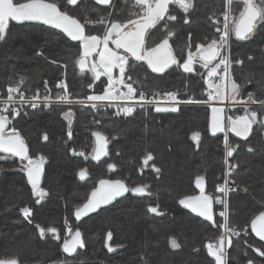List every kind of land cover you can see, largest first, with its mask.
<instances>
[{"label":"trees","instance_id":"1","mask_svg":"<svg viewBox=\"0 0 264 264\" xmlns=\"http://www.w3.org/2000/svg\"><path fill=\"white\" fill-rule=\"evenodd\" d=\"M50 2H58L65 10L66 0ZM134 3L135 0H113L108 9L97 8L91 2L82 6L90 12L98 10L109 19L126 20L130 13L140 11ZM80 5H68L66 10L83 23L85 18L78 14L82 10ZM234 9L238 15L240 9L236 6ZM224 11L225 0H194V7L187 13L172 4L169 12L177 20L167 24L161 21L151 29V43L154 45L168 30L172 31L174 35L169 42L182 62L187 58L189 46L194 52L196 44L218 38L210 17ZM86 19L96 21L100 17ZM185 19L189 22L184 23ZM85 32L102 35L103 26L88 24ZM230 46L231 75L241 86V98L252 93L264 99V25L249 40L232 38ZM79 57L80 43L70 42L63 34L41 25L10 22L4 40H0V97H6L7 88L16 86L21 79L24 81L21 91L28 95L38 89L56 98L60 94L56 87L59 82L66 84L74 101L86 100L88 95H103L106 78L94 80L88 72L81 73L76 65ZM129 65L126 76L132 75L137 94L158 96L171 92L181 100L206 101L207 73L199 64L194 74L174 66L160 76L151 74L144 64L129 61ZM67 111L73 113L71 138L62 119ZM210 112L205 107L159 113L146 108L126 116L117 115L112 109L93 111L82 106H54L48 110L26 111L14 119L9 116L10 126L21 133L29 155L48 160L41 187H50L57 197L53 194L50 204L36 207L25 178L14 172L15 163L0 160V258L15 257L20 264H209L210 261L215 264L207 254L206 244L215 242L220 230L179 206L180 199L197 194L194 188L197 177L204 178L206 193L212 197L222 177L223 139L209 133ZM257 112L258 116L264 115V111ZM253 129L251 140L244 145L229 136V142L238 145V150L231 160L236 168L230 186L236 191L228 197V214L241 236L233 238L226 264H247L249 259L254 264H264V257L253 251L262 244L250 233L251 220L264 211V128L257 124ZM93 132H100L108 141L107 156L98 167L90 159ZM194 132L201 134L199 146L191 139ZM249 147L254 151H247ZM73 150L84 155H73ZM149 153L153 159L145 166L143 161ZM109 164H114L115 169L109 170ZM153 167L161 171L156 173ZM81 170H87L88 174L83 181L78 175ZM107 174L111 180L120 179L130 188L147 185L151 195L128 196L101 210L93 216L94 222L86 227L87 232H82L85 239L94 232L100 238L98 248L85 242L76 256L64 258L59 244L41 239L36 225L45 229L55 227L58 233L61 225L78 230L83 223L77 225L73 220L75 209ZM71 203L74 207H70ZM23 207L32 210L31 224L21 214ZM149 207H158L163 215L149 213ZM216 212L215 205L214 218L218 221ZM245 228L247 235L243 232ZM108 232L112 233L111 240H107ZM173 239L179 244L176 249L169 246ZM106 243L115 250L109 252Z\"/></svg>","mask_w":264,"mask_h":264},{"label":"snow or ice","instance_id":"2","mask_svg":"<svg viewBox=\"0 0 264 264\" xmlns=\"http://www.w3.org/2000/svg\"><path fill=\"white\" fill-rule=\"evenodd\" d=\"M98 5H110L111 0H95ZM78 0H66L65 10L58 2H50V0H0V40H4L10 26V22L23 23L25 21H39L44 25H48L52 29L59 30L71 41H79L82 45V54L76 61L80 72L84 73L86 70L91 72L94 80H99L101 76L107 77V88L104 90L103 95H88L87 101L89 102H110L115 103L117 107V115L123 113L126 116H131L139 105L143 108L146 104H159L156 100H149L140 93L137 99L136 89L133 86V77L131 74L126 73L130 67L129 61L134 60L146 64L147 69L152 73H164L172 66H177L182 69L184 73H196V65L199 64L201 69L207 73L205 83L208 84V98L209 101L223 102L225 99L230 101L234 106H243V115L228 116L227 123L225 118L221 115L222 108L212 107V117L210 123V132L216 135L218 132H232L235 136L240 137L242 140L247 141L249 135L253 131V125H259L264 128V115L258 116L256 110H249L248 102L251 104L259 105L261 110L264 111V99H258L254 94L248 93L246 99H240L241 86L234 80L230 79V67L232 61L226 55L228 51L229 41L232 36L236 40L246 41L252 38L264 25V0H225V11L223 12V21L211 18L215 27L216 33H219L218 38H212L208 43H198L195 45V51L191 50L187 53V58L182 62L174 54L170 39L174 33L170 30L167 35L156 42L154 45L151 43L150 30L156 28L161 22L176 21L177 16L169 12V6L172 4L177 5L185 13L194 7V0H135L134 7H139V12H132L126 20L109 19L108 17H101L96 21L85 19L82 23L78 18L74 17L66 10L68 5L75 6ZM234 6L240 10L238 15L235 14ZM111 16V14H109ZM187 19L184 23H188ZM88 24H99L103 26L102 35L86 34L85 28ZM146 37L148 43H146ZM112 45V47H110ZM97 59H91V58ZM236 63H243V61H236ZM114 70H118V75H114ZM219 78L221 83L217 84L215 81L209 82L211 78ZM128 81H133L132 83ZM227 85L230 86L228 95L222 92V89ZM23 79L16 86H9L7 88V99L0 101L5 106L0 108V154L4 157L0 158H17L21 164V170L26 173L27 183L31 186L32 195L37 198L36 202L40 203L46 196L49 195L47 191L40 187L41 177L43 174V166L45 157L39 156L34 159L29 155L28 146L25 143L19 130L15 126H10L11 122L9 116L13 119L20 115V111L15 107H11L15 102L18 95L21 103H28L32 108H37L39 105L36 101L40 100V93L37 89L35 95L26 97L21 91ZM57 88L63 89L62 95H57L56 100L59 102L72 103L67 92V86L64 82L56 84ZM45 88L47 84L45 83ZM121 88H126V92L121 91ZM167 99L170 105L167 107L156 106V112H176L178 105L181 103H203L204 101H196L192 99L181 100L176 93H167ZM52 97L46 95L43 97L45 106ZM77 103L85 104L84 100H77ZM92 107H96V103H92ZM73 113L67 111L64 113L66 119L71 117ZM68 136L71 138V121H69ZM96 138L97 146L93 149L94 160H99L101 155H107V137L100 132H93ZM43 139H48L47 134ZM191 139L199 146L201 141V134L194 132ZM226 157H233L237 147L229 144L227 135L224 140ZM247 151H254L249 147ZM73 155H81L84 153H77L73 150ZM153 159L149 153L144 158V165L147 166L149 161ZM225 164L228 165L226 178L223 185L217 187L216 191L221 193L222 196L213 198L205 194L204 178L199 176L195 180L196 187L200 190V194L196 196H186L179 200V204L184 208L190 209L193 213L204 218V220L212 223V226L218 230H222L218 239L215 242L206 244L207 254L212 257L215 264H226L227 248L232 247L233 237H240L241 232L237 231V226L232 225L228 214V196L229 193L235 192V187H229V180L236 165L230 164L226 159ZM114 164H109V170L115 169ZM153 171L159 173V168L153 167ZM79 179L85 180L87 178V170H81ZM131 192L136 196L151 195L148 191V186L128 187L122 180L100 179L98 186L95 187L87 202L79 206L75 210V217L80 220L83 216L91 212L97 211L102 205H108L115 201L118 197L124 196L126 193ZM222 205L223 210L219 215L223 218V222H218L214 219L213 215V201ZM24 219L28 223H32V210L29 207L20 209ZM148 212L156 216H162L163 213L158 207H149ZM37 230L43 238L47 233H51L53 237L59 239L57 229L49 227L47 229L36 225ZM251 231L264 241V211L256 215L250 222ZM71 240L66 239L63 243L62 250L68 255L76 253L77 248L84 247L81 232L76 230L74 234L72 230L68 229ZM244 235H247V229H243ZM112 233H107V240H111ZM174 248H178L179 244L175 239L171 241ZM105 246L109 252L115 249L107 243ZM251 247V245H249ZM264 245L261 247L253 248V251L258 256L264 257ZM0 264H20L18 258H0ZM211 264V261L209 262ZM247 264H254L252 259H249Z\"/></svg>","mask_w":264,"mask_h":264},{"label":"flooded vegetation","instance_id":"3","mask_svg":"<svg viewBox=\"0 0 264 264\" xmlns=\"http://www.w3.org/2000/svg\"><path fill=\"white\" fill-rule=\"evenodd\" d=\"M89 2H91L95 7H97V8H99L97 5H95L94 4V2H93V0H80L77 4H81L80 5V8L82 9V10H80L79 11V15L80 16H85V15H87L88 13H89V11L88 10H85V9H83V4H85V3H89ZM112 2H113V0H111V4H110V6L112 5ZM76 4V5H77ZM173 5H175V4H173ZM109 6V7H110ZM175 6H177V5H175ZM109 7H107V8H104V9H108ZM178 7V6H177ZM100 9H103V8H100ZM223 15V13H221V14H219V15H216L215 17H214V19L216 18V17H221ZM221 22H222V20H220ZM130 61H133V62H136V64H144L143 62H137V61H134V60H131L130 59ZM145 65V64H144ZM146 66V65H145ZM147 68V67H146ZM85 72H88L87 70L85 71ZM152 74V73H151ZM211 113V112H210ZM209 117H210V115H209ZM224 118H225V116H224ZM225 120H226V118H225ZM210 123H211V121L209 122L208 121V128H209V126H210ZM226 123H227V121H226ZM253 131H254V129H253ZM253 131L251 132V134L249 135V137H248V139H247V141H245V140H242L240 137H237V136H235V134L234 133H232V132H227V133H225V132H218V133H216V135H212L211 134V132H210V128H209V133H210V135L212 136V137H222V139H224L225 138V135H227V139H228V141H229V136H231V137H233L240 145H244V144H247L250 140H251V135L253 134ZM264 134V133H263ZM263 134H262V140H263ZM223 143H224V141H223ZM263 143H264V140H263ZM229 144H231L232 146H234V147H236V146H238V145H233L232 143H229ZM94 149V148H93ZM106 150H107V148H106ZM237 150H238V147H237ZM236 150V151H237ZM235 153L236 152H234L233 153V157H234V155H235ZM107 155H104L102 158H100L99 160H97V161H95L92 157H93V150H92V154H91V156H90V159H91V161L94 163V165H97L96 167H98L99 165H101L102 163H104V162H101V161H103V159H105V157H106ZM0 157H4V154H0ZM224 150H223V169H224ZM233 157H231V158H229V157H227V159H228V161H229V163L230 164H232L231 163V160H232V158ZM0 160L2 161V162H6V163H15V166H16V169L14 170V172H16L17 173V175L18 176H20V177H24L25 178V180H26V184H27V187H28V189H29V191L31 192V194H32V191H31V186L27 183V176H26V173L24 172V171H22L21 170V164H20V161L17 159V158H12V157H7V158H0ZM48 160L47 159H45V163H44V166H43V174H42V177H41V182H40V187H41V185H42V180H43V175H44V173H45V170L47 169V165H48ZM235 170V169H234ZM231 178V177H230ZM105 179H110V175L109 174H107L106 175V177H105ZM111 180V179H110ZM222 181H223V177H221V179H220V183L219 184H217L216 185V187H215V189H214V197L213 198H215L216 196H220L219 195V193L216 191V188H217V186L218 185H221V183H222ZM231 183V179H229V185H231L230 184ZM97 185V184H96ZM96 185H95V187H96ZM204 185H205V183H204ZM94 187V188H95ZM42 188V187H41ZM195 188V187H194ZM196 190V189H195ZM196 192H197V190H196ZM205 194H207L206 193V186H205ZM196 195H198V192H197V194H195V196ZM208 195V194H207ZM128 196H130V197H134V198H144V197H146V196H135V195H132V193L131 192H128L127 193V195L125 196V197H128ZM211 196V195H210ZM32 197H33V199H34V204H35V206L36 207H39V208H44L46 205H48V204H50V197H49V195L48 196H46L40 203H37L36 202V200H37V198L35 197V196H33L32 195ZM125 197H123V198H125ZM122 198V199H123ZM215 205H216V207H217V212H216V217L218 218V221H220V222H222V219L220 218V216H219V212H218V210L220 209V211H222L223 210V208H222V205H220V204H215V200L213 201V215H214V208H215ZM82 206V205H81ZM76 210V209H75ZM100 212V211H99ZM98 212V213H99ZM97 213V214H98ZM190 214V213H189ZM96 215V214H95ZM95 215H92V216H90V217H88L87 219H84V220H82L80 223H78L77 225H80L81 223H83V225L85 224L86 225V223L87 222H89L92 218H93V216H95ZM215 217V216H214ZM215 219V218H214ZM200 220V219H199ZM202 221V220H201ZM91 222H94V220L92 219L91 220ZM204 222V221H203ZM46 225H48V224H46ZM64 227V229H65V226H63ZM63 229V230H64ZM79 230V229H78ZM76 231V229H73V234H74V232ZM221 232V231H220ZM60 233H61V235H62V232H61V230H60ZM58 235H59V233H58ZM61 235H59V239H56L55 237H53L52 236V234L51 233H47L46 232V234H45V236L43 237V238H41V239H43V240H49V241H52V242H55V243H58L59 244V249L61 250V252H62V256L65 258H71V257H74V256H76V254H77V252L79 251V250H82L83 248H77V250H76V253H74V254H72V255H68V254H66V253H64L63 252V250H62V246H63V243H64V237L65 236H62L61 237ZM81 236H82V233H81ZM95 236L97 237V235L95 234ZM71 236H69V238H68V240H71ZM82 240L84 241V246H85V239H84V237L82 236ZM96 245H98V243H95L93 246L96 248H98V246H96ZM113 252V251H112Z\"/></svg>","mask_w":264,"mask_h":264},{"label":"built area","instance_id":"4","mask_svg":"<svg viewBox=\"0 0 264 264\" xmlns=\"http://www.w3.org/2000/svg\"><path fill=\"white\" fill-rule=\"evenodd\" d=\"M215 19H219V20H222L223 21V15L219 18V17H216ZM230 71V69H229ZM215 81L217 84L221 83V81L219 80V78H216L215 77ZM225 84L227 85V82L225 81ZM58 91H59V95H62L64 93V90L63 89H60V88H57ZM121 91L124 92V89L121 88ZM208 91L209 89L206 90V101L203 102V103H191V104H184V103H181L179 104L177 107L179 109L180 108H185V107H199V106H202V107H208V109H212V107H217V108H222L223 110L227 111V106L226 105H223V104H218L217 101H209V98H208ZM68 92V90H67ZM24 93V92H23ZM40 97L41 99L36 101V103L39 105V107L37 108H32L30 106V104L28 103H21L19 101V96L17 95L16 98H15V102L10 105L11 107H15L16 109H18L20 111V114H23L25 113L26 111H34V110H48L50 109L51 107H54V106H69V105H73V106H80L82 104L80 103H77L76 101L72 100L73 102L72 103H65V102H59L57 101L55 98L52 97V100L50 102H48V106H45V102L43 101V97L48 95V94H45L43 92H40ZM26 97H32L33 95H35V93H32V94H26L24 93ZM137 94V93H136ZM139 95L140 94H137V99L139 98ZM145 97H147L149 100H156L159 102V104H146L143 108H141L139 105L136 106V110H140V109H146V108H151V109H154L155 110V107L156 106H160V107H167L170 105V102L168 101L167 99V95H158V96H147L144 94ZM7 99V96L6 97H0V101H3V100H6ZM85 101V104H83L84 106L90 108L91 110L93 111H104V110H109V109H112V110H116L117 111V107H116V104L115 103H110V102H89V101ZM92 103H96V107H92ZM5 105L3 103H0V108H3ZM134 111V112H135ZM133 112V113H134ZM227 159V157H224V169L223 171L228 167V165L225 164V160ZM228 160V159H227ZM226 177H223V180L225 179ZM223 185V184H221ZM220 186V185H218ZM217 186V187H218ZM217 189V188H216ZM219 193V192H218ZM220 196H222L221 193H219ZM220 213V211H218ZM220 216V215H219ZM222 219V222H223V218L220 217ZM222 231V230H220Z\"/></svg>","mask_w":264,"mask_h":264},{"label":"rangeland","instance_id":"5","mask_svg":"<svg viewBox=\"0 0 264 264\" xmlns=\"http://www.w3.org/2000/svg\"><path fill=\"white\" fill-rule=\"evenodd\" d=\"M53 1H55V0H53ZM89 11V10H88ZM101 13L98 11V10H95L94 11V9H91V12L89 11V13L87 14V15H85V16H83V18H91V17H97V18H101V17H105L106 15H104V13H102L101 15H100ZM103 15V16H102ZM92 26H95V25H93L92 24ZM232 38H234V36H232L231 38H230V41H229V46H228V51L227 52H225L224 53V55H226V56H228L229 57V55H230V44H231V40H232ZM110 47H112V45H110ZM81 54H82V45L80 44V56H81ZM91 59H97V58H91ZM196 67H198V64L196 65ZM115 72L117 73V75H118V70H114V74H115ZM88 73L93 77V75H92V73L91 72H89L88 71ZM101 77H105L106 78V80H107V77L106 76H101ZM206 79H207V74H206ZM230 79L231 80H233L232 79V75H231V67H230ZM212 81H215V77L214 78H211L210 79V81L209 82H212ZM215 83H216V81H215ZM207 89H209L208 88V84H206V90ZM58 90V89H57ZM229 90H230V86H228V85H226L225 86V88L224 89H222V92H223V94L225 95V97L228 95V93H229ZM127 90H124V92H126ZM53 97V96H52ZM240 99H246V98H241L240 97ZM86 101H87V99H86ZM217 102H218V104H223V105H226L227 106V111H223V114H224V116H225V118H226V120H225V122L227 121V117L228 116H233V117H235V116H238V115H243L244 114V112H243V106L242 105H233L230 101H228L227 99H225L223 102H220L219 100H217ZM59 105H57V107H58ZM69 106H73V105H69ZM80 106H82V107H86V106H84L83 104L82 105H80ZM199 107H202V106H199ZM205 108H208V107H206L205 106ZM248 108H249V110L251 111V110H261V107L259 106V105H254V104H251V102L249 101L248 102ZM179 109H180V107H179ZM211 110V109H210ZM262 111V110H261ZM62 119L66 122V124H67V127L69 128V121H72V116L71 117H69L68 119H66L65 118V116H64V113H63V115H62ZM225 140V138L223 139V141ZM229 142V141H228ZM230 143V142H229ZM223 150H224V156L226 157V154H225V147H224V143H223ZM82 165V164H81ZM80 165V166H81ZM227 170H228V167L222 172V177H226V172H227ZM227 179L229 180V179H231L230 177H227ZM224 181H225V179L222 181V183L221 184H224ZM229 187H231L230 185H229ZM59 188H60V186H59ZM43 189V188H42ZM50 189V187H48V189H44L45 191H47L48 193H49V197L50 198H53L52 196H53V194H54V197H57L56 195H57V193H54L53 192V194L51 193V191L49 190ZM229 195H230V193H229ZM217 197V196H216ZM229 197V196H228ZM74 199H72V201H73ZM71 201V202H72ZM73 202H75V201H73ZM215 204H218V203H215ZM74 207V203H71V205H70V207ZM219 211V210H218ZM22 214V213H21ZM89 223H91V221H89V222H87L86 223V225H82V226H80L79 227V230H80V232L82 233H84V231L85 232H87V228L86 227H89ZM60 224H61V222H60ZM51 225H53V223H51ZM48 226H50L49 224H48ZM63 226H65V225H63ZM62 225L60 226V230H61V232H62V235H61V233H59V235H61V237L62 236H65L64 237V240H66V239H68L69 238V232H68V229L70 228L71 230H72V232H73V228H71V227H67V226H65V229H64V227H63ZM64 229V230H63ZM90 232V231H89ZM85 234V233H84ZM92 234V237L91 236H88L86 239H85V242H86V244H91V246L92 245H94L95 243H98V245L100 244L99 243V241H100V238H98V236L96 237L95 236V233L93 232V233H91ZM90 235V234H89ZM82 236H83V234H82ZM84 237V236H83ZM234 238V237H233ZM98 245H96V246H98ZM114 246L116 245V244H113ZM171 248H173V249H176V248H174L173 246H172V244H170L169 245ZM62 262V261H61ZM62 264H63V262H62Z\"/></svg>","mask_w":264,"mask_h":264},{"label":"water","instance_id":"6","mask_svg":"<svg viewBox=\"0 0 264 264\" xmlns=\"http://www.w3.org/2000/svg\"><path fill=\"white\" fill-rule=\"evenodd\" d=\"M79 1H80V0H78V2H79ZM93 2H94V4L97 5L99 8H103V9H104V8H107V7L110 6V5H98V4H96L95 0H93ZM13 23H16V22H13ZM16 24H19V25H24V24L41 25V26H44V27L50 28L48 25H44V24H42V23L39 22V21H25V22H23V23H16ZM50 29H52V28H50ZM53 30L59 32V30H56V29H53ZM59 33H60V32H59ZM61 34H62V33H61ZM63 35H64V34H63ZM64 36H65V35H64ZM65 38L68 39L70 42H72V43H74V44L80 43L79 41H71V40H70L69 38H67L66 36H65ZM234 39H235V37H234ZM237 41H239V40H237ZM145 65H146V64H145ZM174 66H175V65H174ZM174 66H172L171 68L167 69L164 73H152V72L150 71V69H148V71H149L150 73H152L153 75L160 76V75H163V74H165L166 72H168V71H169L170 69H172ZM146 67H147V66H146ZM221 115L224 117V114H223V113H222ZM211 117H212V111H211V113H210L209 122L211 121ZM263 140H264V134H263ZM96 146H97V142H96V138L94 137V148H95ZM93 155H94V152H93ZM103 156H104V155H101L100 158H102ZM95 161H97V160H95ZM97 186H98V184L96 185V187H97ZM194 187H195V189L197 190L198 195H199V194H200V190L196 187V184H195V183H194ZM204 190H205V185H204ZM91 191H92V190H91ZM90 193H91V192H90ZM90 193H89V195H90ZM89 195H88V197H89ZM126 195H127V193H126L124 196L118 197L115 201H113L112 203H110V204H108V205H102L99 209H97V211H95V212H91V213H89L88 215L83 216L80 220H77V219H76V217H75V215H74V213H75V211H74L73 216H72V217H73V220L75 221L76 224H78V223H80L82 220L87 219L88 217L97 214L99 211L111 207V206L114 205L116 202H118V201L121 200L123 197H125ZM132 195H133V194H132ZM135 196H136V195H135ZM88 197H87V199H88ZM87 199H86V201H85L84 203L87 202ZM84 203H83V204H84ZM83 204H82V205H83ZM179 206H180V208H181L182 210H184V211L190 213L191 215L197 217L198 219H200V220H202V221H204V222H207V223H209V224H212L211 222L204 220L203 217L198 216L196 213H193L190 209L184 208V207H183L182 205H180V204H179ZM250 233H251V235L253 236V238H254L255 240H257V241L260 242L262 245H264V241H260L259 238L255 236V234L251 231V227H250ZM228 249H229V248H227V250H228ZM209 258L213 260L212 257L209 256ZM213 261H214V260H213ZM214 263H215V261H214Z\"/></svg>","mask_w":264,"mask_h":264}]
</instances>
